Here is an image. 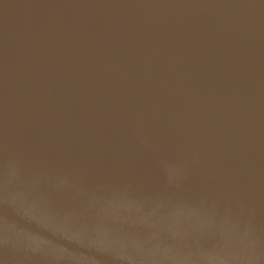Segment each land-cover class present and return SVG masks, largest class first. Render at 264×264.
Listing matches in <instances>:
<instances>
[{
	"label": "water",
	"instance_id": "obj_1",
	"mask_svg": "<svg viewBox=\"0 0 264 264\" xmlns=\"http://www.w3.org/2000/svg\"><path fill=\"white\" fill-rule=\"evenodd\" d=\"M0 264H264V0H0Z\"/></svg>",
	"mask_w": 264,
	"mask_h": 264
}]
</instances>
